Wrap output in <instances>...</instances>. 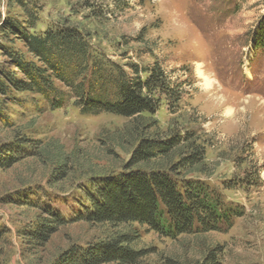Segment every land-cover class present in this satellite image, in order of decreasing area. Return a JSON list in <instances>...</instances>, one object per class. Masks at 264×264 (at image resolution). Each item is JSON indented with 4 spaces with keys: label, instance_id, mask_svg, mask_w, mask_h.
<instances>
[{
    "label": "rangeland",
    "instance_id": "1",
    "mask_svg": "<svg viewBox=\"0 0 264 264\" xmlns=\"http://www.w3.org/2000/svg\"><path fill=\"white\" fill-rule=\"evenodd\" d=\"M64 24L81 27L92 47L126 70L156 62L182 83L180 102L160 99L146 115L149 132L192 135L202 172L183 176L219 196L230 225L172 238L136 222L77 221L56 226L43 244L31 236L36 222L52 218L48 209L69 219L91 178L119 172L138 136L121 116L50 109L3 72L24 78L13 55L34 60L20 30L42 34ZM263 26L264 0H0V147L22 148L0 152L14 156L0 161V264H51L72 245L124 234L130 240L122 245L137 254L123 264H198L210 250L220 264H264V47L253 44ZM256 168L258 186L241 182Z\"/></svg>",
    "mask_w": 264,
    "mask_h": 264
},
{
    "label": "trees",
    "instance_id": "2",
    "mask_svg": "<svg viewBox=\"0 0 264 264\" xmlns=\"http://www.w3.org/2000/svg\"><path fill=\"white\" fill-rule=\"evenodd\" d=\"M28 16L30 20L31 12ZM19 33L34 60L25 61L13 55L24 78H13L11 72L3 71L17 88L39 94L50 109L72 105L82 115L108 113L124 117L128 119V133L138 135L122 169L91 178L83 188L84 202L72 211L69 219L48 209L52 218H41L30 230L36 241L46 243L56 226L77 221L114 225L136 222L172 238L217 231L222 224H231V211L219 196L202 180L183 176L202 172L198 167L203 154L191 143L192 135L185 132L158 136L149 132L154 125L148 123V116L158 110L160 99L167 104L180 102L182 83L170 81L156 62L146 67L130 63L126 70L92 47L89 35L77 25L48 28L42 34L23 30ZM256 35L254 46L264 47V26ZM0 89H4L1 83ZM9 150L19 152L22 148L15 144L0 147V152ZM13 158L9 155L0 161ZM259 172L260 168L245 172L241 182L258 186ZM129 240L130 235L124 234L84 247L72 245L51 264L129 263L137 254L122 245ZM198 264L220 261L210 250Z\"/></svg>",
    "mask_w": 264,
    "mask_h": 264
}]
</instances>
